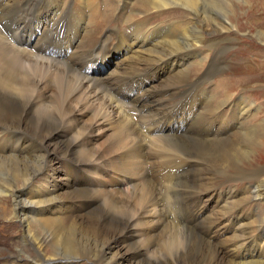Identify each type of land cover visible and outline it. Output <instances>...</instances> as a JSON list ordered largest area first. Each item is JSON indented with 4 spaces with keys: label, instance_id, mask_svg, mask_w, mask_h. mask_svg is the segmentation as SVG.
Segmentation results:
<instances>
[{
    "label": "bare ground",
    "instance_id": "obj_1",
    "mask_svg": "<svg viewBox=\"0 0 264 264\" xmlns=\"http://www.w3.org/2000/svg\"><path fill=\"white\" fill-rule=\"evenodd\" d=\"M61 1L70 3L73 0ZM75 1L66 7L68 4L61 6L58 0H23L22 2L0 0V197H12V218H15L21 225L22 241L24 244L33 245L36 250L33 257L23 256L18 259L17 264L23 262L63 264L66 259L88 256L94 258L97 256V264H264V239L261 241L259 239L258 243L255 242L249 231L251 225H256V230H264V217L261 219L262 223L257 219L258 215L264 214V207L255 219L250 217L246 221L240 220L236 223L237 233L224 236L217 245L212 243V237L218 234L215 223L229 214L231 210V207H228L229 203L238 204L234 194L228 193L225 200L219 198L213 188L215 187L213 181L221 180L223 183H228L240 180L245 183L246 180L259 179L258 176L264 173L261 169H254L250 174L243 170L232 177L228 169L237 162L248 160L252 163L255 161L251 154L264 146V121L247 128L246 132L233 130L227 136L200 139L196 137L195 119L187 129L179 130L185 133H178L175 137H171L161 131L162 127L176 125V123L185 125L181 119L188 109L187 106L192 105L197 114L201 111L196 118L203 120L217 113V110L229 100L232 92L223 87L222 92H218L215 97L209 99L212 90L202 88L195 91V86L188 93L186 92L188 90L181 93L171 90L163 94L145 89V83L151 77L158 76L159 78V76L171 73L175 74L168 76L166 85L182 84L189 76V69L197 68L200 63L191 64L187 57L178 54L202 47L206 35L232 31L228 10L232 2L230 0H137L136 4L143 13L148 11L147 9L162 11L182 7L189 11L188 18L184 21L182 19L174 28L167 24L157 26L152 33L147 30L144 39H142L141 25L135 27L128 25L131 34L128 33L130 36L127 41L129 45H127L135 49L132 50L135 53L140 52L141 54L139 59L133 57L131 63L137 62L141 67L148 65L142 68L144 72L139 75L140 77L117 80L118 78L113 74L105 81L116 83L107 86V84H102L105 81L101 83V80L95 76L89 77L92 66L88 67V65L95 60L102 59L105 52L108 54L116 51L119 40L125 36L127 31V29H121L124 18L121 16L117 20V15L114 16L117 26L108 24L93 39V45L90 48L78 54H68V63L71 61L73 64L80 63L73 66L75 70L81 67L80 73H77L68 63L59 62L57 58H61L64 54L67 55L68 45L76 44L77 40H81L79 36L84 33V30V37L88 39L87 28H85L87 25L84 26L76 21L75 12L81 13L86 5L96 8V4L90 0ZM123 1L120 0L119 5ZM128 3L129 0H125L124 5ZM119 5L115 9L119 8ZM91 9L89 8V11ZM127 13L130 15V11ZM145 19L146 17H141L138 20L145 21ZM94 23L99 26L97 17L94 18ZM167 31L168 33L162 37ZM147 33L150 34L147 35ZM262 34L259 35L264 36ZM111 37L114 38L109 41L108 38ZM102 38L107 41H99L103 40ZM144 46L150 48L138 51ZM214 47H218V52H222L220 46ZM122 60L123 58H119V61H113L114 67ZM103 69L104 67L98 72V76L105 75L106 72L102 73ZM207 78V73L201 76L203 81ZM96 86L99 87L96 89ZM51 88L52 93L48 92ZM107 90L119 94L126 92L127 96L123 101L118 100L106 95ZM43 97H47V100L42 99ZM194 103L196 105H193ZM95 105L100 107L91 116L94 121L93 126L103 127L105 124H110L112 128H107V130L114 129L118 140H122L126 135L134 136L131 146L141 152H144V147H150L151 150L168 145L175 153L176 167L181 166L178 157L181 159L182 168L176 172L168 168L164 173L166 185L162 183V187L165 185L164 192L161 195L155 193L156 196L153 197L160 203L166 200V207L148 206L150 203L147 204L143 189L147 187L148 181L144 182L145 185L138 184L132 178L129 180L132 182L130 185L124 176L120 175L117 185L128 184L129 188L119 191L121 193L118 192L120 195H116L109 210H104L98 205L95 212L88 214V222L79 217L43 218L45 214H48L49 205L51 204L52 208L56 202L58 194L51 198L26 202L23 199L28 192L25 188L41 169L46 167L47 160L50 164L56 161L53 157L55 153L64 155L63 161H66V165H73L71 159L74 160V156L80 153V160L75 163V166L73 165V168L65 169L66 171L62 170L64 166L59 163L52 168L50 164L48 166V169L51 168L53 172L52 175L63 173V181L53 186L55 192L60 193L66 191L65 189L73 188L74 172L80 163L89 162L92 155L93 157L95 155L91 147L88 149L80 147L82 140L90 133H87L85 128H77L75 122L78 121V117L74 114L79 111L80 115L86 113L89 115L90 109H93ZM127 109L139 115V119L134 120L130 117ZM179 116L181 119H177ZM69 118L71 120L67 121L66 119ZM166 120H169L167 125ZM139 121L142 122L141 126ZM226 129L229 128L226 127ZM72 132L73 135H76V132L78 134L72 139L67 138ZM5 135L11 136L12 142L15 138L13 148L5 149V142L1 140V137ZM114 139L112 137L111 142ZM27 148H31L38 156L34 154L28 157L16 156ZM78 149H80L79 152ZM4 151H7L6 157H4ZM136 159L135 154H129V162L134 163ZM204 162L207 164L200 177L199 171L195 168ZM133 170L130 169L129 172L133 173ZM10 176L14 183L10 180ZM256 182L258 183L253 184L254 189L251 194L243 198L246 197L248 200L253 196L255 200H264V180ZM17 183H21V188L14 186ZM84 194L86 192L73 190L67 193V198L69 200L90 198L89 193L87 196ZM204 194L207 195L209 204L210 201H223L218 212L215 210L218 214L207 215L206 221L209 224L194 222L195 219L199 221L202 218L200 212L207 209L202 199ZM119 202L123 205L120 207L122 215L116 218L114 214L119 209ZM167 212H169L168 215ZM34 215L40 217L33 218ZM158 215L162 217L161 222L148 221L150 216L157 219ZM169 215L170 218H174V224L167 220ZM48 219L50 220L47 221ZM47 222L68 226L72 232L68 236H62L56 244L46 247L47 243L42 229ZM164 223L167 227L164 237L151 253L146 254L142 251V244L140 245L138 241L134 243L135 245L133 244L134 237H137L138 227L146 228L147 226L155 230ZM196 228L199 229L198 232ZM75 234L78 236L81 234L82 238H75ZM219 234L222 235V233ZM247 236H250L248 242ZM154 239L150 240L154 241ZM149 242L147 241L146 245ZM235 242H237L236 247L227 245ZM91 245L94 246V253L88 254ZM46 248L50 253L45 256ZM236 248H245V251L241 256L238 254L234 260Z\"/></svg>",
    "mask_w": 264,
    "mask_h": 264
},
{
    "label": "rangeland",
    "instance_id": "obj_2",
    "mask_svg": "<svg viewBox=\"0 0 264 264\" xmlns=\"http://www.w3.org/2000/svg\"><path fill=\"white\" fill-rule=\"evenodd\" d=\"M19 1L22 2L23 0ZM58 1L61 6L68 4L66 5V7L76 2L75 0L71 1L70 3H62L61 0ZM90 1L96 4L97 9L94 6L88 7V5H86V7L82 9L81 13L75 12L76 21L84 26L87 25L85 28H87L86 30L88 33V39L84 37V30V33L79 36L81 40H77L76 44L71 42L72 44H69L67 47V55L64 54V56H62L61 58H57V60L65 64L68 63V54H78L80 52H83V50L90 48L93 45V39L99 33H101L105 26H107L108 24H110L111 26H117V23L114 20V16L117 15V20H119V18L123 16L124 19L121 24V29H127L126 33L124 34V37H126L127 39L122 37V39L118 42L119 47L117 45L116 51L112 53L109 52L108 54H105V52L101 57L102 59L95 60L91 62L92 64L90 63L88 65V67L92 66L90 67V69H92L89 72V77L95 76L96 78L101 80V83L105 81L106 78H111L113 74L116 75V77L118 78L117 80L131 79L136 76L142 75L144 72L143 69L148 65L146 64L141 67L137 62H135V64L131 63V61H133V57L139 59L141 57V54L140 52L135 53L134 51H132L135 49H132L131 46H128L129 44L127 43V41L128 37L131 34V30L128 25H132L134 27L136 25H141L143 28L142 39H144L146 37L145 33L147 30H150V32L152 33L157 26L159 27L167 24L172 25L171 27L174 28L182 19L183 21L187 19V15L189 14V11L182 7L172 9L168 8L162 11H153L151 9H147L148 11L143 13L136 4L137 0H129V6L127 4V7L124 5L125 0L120 5V0H104V3H102V0ZM230 1L232 2V5L228 7L230 8L228 10L230 11L229 17L231 20L230 25L232 27V31H224L221 34L215 33L210 36L206 35L202 47L178 54L179 56L187 57L191 64L200 63V66H198L197 68L189 69V76L182 84H172L171 86L166 85L168 76H171L175 73H171L170 75H165L162 77L159 76V78L158 76H153L145 83V89H150V91L152 92H161L163 94L171 90H177L180 93L188 90L186 91L188 93L193 89V86H195V91H198L202 88L205 90L207 88L206 90H212L209 99L211 97H215L218 92H222L223 87L227 88L229 92H232L229 100H227V102L217 110V113H214L213 116H207L203 120H198L196 118L201 111H199V113L197 114L196 109L192 105L187 106L188 109H186L184 117L182 119L180 116L177 118L183 120L185 125H177L176 123V125L171 124L170 126L162 127L161 131L166 132L171 137H175L178 133H185L184 131L179 130L187 129V127L191 125L195 119L196 137L200 139H206L207 137L218 138L227 136L233 130H236L238 132H246L247 128L253 127L264 121V36L259 35L264 32V0ZM118 5L119 8L115 9ZM89 8H92L91 11L94 10L92 14L91 11H89ZM129 11L130 15H128L127 13ZM86 14H88V16ZM111 14L113 15L111 16ZM102 15L105 16V18ZM95 17H97L99 21V26L95 25L94 23ZM141 17H146L145 21H139L138 19H140ZM167 33L168 31L163 34L162 37ZM148 34L150 33H147V35ZM262 35H264V33ZM113 38L114 37L108 38V40H112ZM102 39L103 40L99 41H107V39L105 38ZM214 46H220L222 52H218V47L215 48ZM147 47L149 46H144L138 51H144L145 49H147ZM119 58H123V60L120 63L115 64L114 67L112 62L119 61ZM68 64L72 69H74L73 66L80 63L73 64V62L71 61ZM103 67L105 68L103 69L102 73L104 74L106 72L105 75H102L103 77L101 75L98 76V72H100ZM80 69L81 67L78 70H74L77 71V73H80ZM204 73L208 74V78L203 81L201 80V76ZM115 83L116 82L108 83L107 81H105L102 84H107V86H110L109 84ZM153 85L156 86L153 87ZM97 87L99 86H96V89ZM52 91V88L48 90V92L50 93H52ZM106 93V95L115 97L118 100L122 101L124 97L127 96L126 92H120L121 94H119L118 92L108 91ZM42 99L46 101L47 97H43ZM193 100L197 102L195 99ZM193 105H196V103H194ZM99 107L100 106L95 105L93 109H90L89 115L88 113L80 115L79 111L75 112L74 114V116L76 115L75 117H78V121L75 122L77 128H85L86 132L90 133L82 140L80 147H83L85 149L91 147L95 155L94 157L92 155L89 162H79L80 165L73 174L75 182L73 188L71 187L65 189L66 191L60 193L55 192L53 186L56 184H60L63 181V173H60L59 175H52L53 172L51 171V168L57 165V163L64 166L62 168L63 171H66L65 169L69 167L73 168L75 166V163L80 160V153L74 156V160L68 156V158L73 161L74 166L66 165V161H63L64 155H62L61 153H55L53 157L56 159V161L51 162L50 164L47 160L45 162L46 169H41L36 177L31 180L25 188L28 191L23 197L26 202H35L41 199L51 198L52 196H56L58 194L56 202L53 204L52 208L51 204L49 205L48 214H45L43 218L45 217L51 219H63L65 217H79L88 222V214L91 212H95L98 208V205L104 210H109L114 203L116 195H120L118 194V192L128 189L132 184L131 181L129 182V180L132 178H134L136 180V183L138 184H144L145 181H148L147 187H143V189L145 190L144 193L147 197L146 202L147 204L150 203L148 204V206L159 208V206L162 205L166 207V200H163V203H160V201L157 202L153 197H155L156 194L161 195L164 192V188L166 185V183L164 182V173L166 172V170L169 168L173 172H176L177 170L182 168L183 163L181 159L178 157V162L179 164H181V166L176 167L175 160L177 159L175 158V153L172 151V148L168 147V145L151 150L150 147H144V152H141L139 149L135 148L134 146L132 148L131 146L132 142H134V136L126 135L122 138V140H118L116 139V131L114 129L107 130V128L111 127L110 124H105L103 127L93 126L94 121L92 120L91 116L98 110ZM191 109L194 110L192 111ZM129 111L130 109H127V112L129 113L128 115H130V117H132L134 120L139 119V115L137 116V114H135L132 110L131 112ZM66 120L70 121L71 119L69 118ZM138 123L140 126L142 125V122L139 121ZM165 124H169V120H166ZM226 127H228L229 129L227 130ZM103 129H106V131H104ZM94 131H96L97 133H93ZM77 134L78 132H76V135ZM76 135H73L72 132L71 135L67 138L70 137V139H72ZM112 137H114L115 139L111 142ZM11 139L13 138L9 135L1 137V140L5 142V149L7 147L13 148L15 144V138L14 142H12ZM87 143L90 144L88 145ZM246 148L248 147L246 146ZM27 149L20 155L16 156L28 157L31 156V154L38 156L31 148ZM79 150L80 149H78V152ZM247 150L249 151V149ZM263 151L264 146L261 147L258 151L251 154L255 158V161H253L252 163H250V161L248 160H245L242 162H237L236 165H232L228 169L231 177L236 173H241L243 170H245L248 174H250V172H252L254 169H261V171H264ZM4 154V157H6L7 151H4ZM129 154L136 155L137 159L134 163L131 161L129 162ZM49 164L51 165L50 169H48ZM206 164L207 162H204L200 165H197L195 168L196 171H199L200 177L205 170ZM130 169L131 171L133 170V173L129 172ZM120 175H123L126 182L130 185H123V183L122 185H117V183H119L118 179H120ZM258 178L259 179L255 181H253V179L246 180L245 183L240 180H234L228 183H223L221 180L213 181V184L215 185V187L213 188L216 190V194L219 196V198L225 200V197L228 193L234 194V198H236L238 202L237 205L236 203H229L228 207H231L229 214L215 223L216 232L218 234L212 237L213 244H219L220 239H222L224 236L230 235L232 233H237L236 229L238 228L236 226V223H238L240 220L246 221L250 217L255 219L258 212L263 209L264 200H255L253 199V196L248 200H246V197L243 198L247 194H251L254 189V185L258 183L256 181H260L261 179L264 180V173L262 172L258 176ZM10 180L14 183V180L11 176ZM162 183L165 184L163 187ZM119 185L121 188L119 187ZM14 186L17 188H21V183H17V185L14 184ZM73 190L86 192V194H84L85 196H87V193H89L90 198L81 200H69L67 198V193ZM202 199L207 205V209L203 210V212H200L202 218L199 221L195 219L194 222H205L206 224H209L206 221V219L208 218L207 215H214L215 213H217L218 208L223 205V201H210L209 204L206 194L203 195ZM85 206L87 207L85 208ZM121 206L123 205L120 204L119 209L114 214L116 218H119L120 215H122V209H120ZM12 208L13 199L11 196H8L6 198L0 197V264H17L19 258H23V256L26 255L33 257L34 253H36L33 245L23 243L21 225L15 218H12ZM145 209L146 211L148 210V208ZM215 210H217V212ZM168 214L169 212H167V215ZM39 217V215L33 216V218ZM263 217L264 214H260L258 215L257 219L261 221ZM163 218H165V216H163ZM49 220L50 219H48L47 221ZM150 220H157L158 222H161L162 217L161 215H158L156 219L150 216L148 221ZM167 220L173 222L174 218H170L169 215V218ZM49 223L50 222H47L44 229H42L45 236L44 238L47 243L46 247H50L56 244L62 236H68L72 232L68 226L66 227ZM47 224L50 226L48 227ZM145 227L146 228H142V226H140L138 227V229H136L137 237H134L133 244L137 243L138 241L140 245L142 244V251L146 252V254H149L153 249H156V247H158L159 242L164 237L163 235L167 227L166 223L159 225L155 230H152V228L150 227L147 228V226ZM198 230L199 229L196 228V232H198ZM249 231L253 235L252 237L255 242L258 243L259 239L260 241L264 239V230H256V225H251ZM219 233H222V235H220ZM81 234L82 236L84 235L83 232ZM81 234H79L80 237L78 236V234H75V238H82ZM247 237L248 242L250 236ZM150 239H154V241ZM204 239L209 242V240H207L206 238ZM147 241L150 242L146 245ZM237 242L227 245L236 247L235 244ZM92 246L93 245H91V247ZM91 247H89L88 254L94 253V246L92 248ZM244 249L245 248H236L234 250V260L235 257L238 256V254L240 256L242 255V253L245 251ZM260 249H262V247ZM49 253V249L46 248L45 254H43L46 256V254L48 255ZM96 257L94 258L93 256H88L77 259H66L63 264H97ZM20 264H27V262H23Z\"/></svg>",
    "mask_w": 264,
    "mask_h": 264
}]
</instances>
